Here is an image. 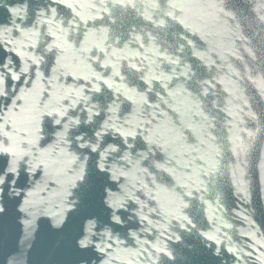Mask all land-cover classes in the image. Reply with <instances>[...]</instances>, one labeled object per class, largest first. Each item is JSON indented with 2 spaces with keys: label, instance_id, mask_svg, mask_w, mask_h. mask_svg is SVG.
Returning <instances> with one entry per match:
<instances>
[{
  "label": "water",
  "instance_id": "95a60500",
  "mask_svg": "<svg viewBox=\"0 0 264 264\" xmlns=\"http://www.w3.org/2000/svg\"><path fill=\"white\" fill-rule=\"evenodd\" d=\"M0 264H264V0H0Z\"/></svg>",
  "mask_w": 264,
  "mask_h": 264
}]
</instances>
